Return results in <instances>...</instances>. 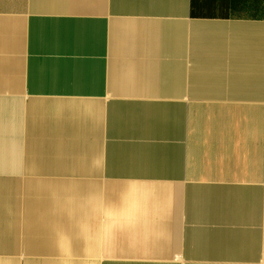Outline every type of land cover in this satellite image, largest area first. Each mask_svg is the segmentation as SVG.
Here are the masks:
<instances>
[{"label": "crops", "instance_id": "crops-1", "mask_svg": "<svg viewBox=\"0 0 264 264\" xmlns=\"http://www.w3.org/2000/svg\"><path fill=\"white\" fill-rule=\"evenodd\" d=\"M0 264H264V0H0Z\"/></svg>", "mask_w": 264, "mask_h": 264}, {"label": "rangeland", "instance_id": "rangeland-1", "mask_svg": "<svg viewBox=\"0 0 264 264\" xmlns=\"http://www.w3.org/2000/svg\"><path fill=\"white\" fill-rule=\"evenodd\" d=\"M1 194H4V191H1V190H0V197H1Z\"/></svg>", "mask_w": 264, "mask_h": 264}]
</instances>
